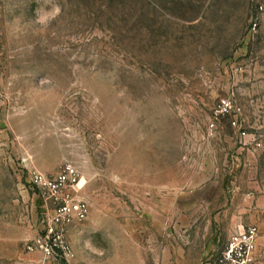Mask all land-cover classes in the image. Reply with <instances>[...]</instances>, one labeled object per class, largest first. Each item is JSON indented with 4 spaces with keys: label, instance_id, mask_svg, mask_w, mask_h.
<instances>
[{
    "label": "rangeland",
    "instance_id": "1",
    "mask_svg": "<svg viewBox=\"0 0 264 264\" xmlns=\"http://www.w3.org/2000/svg\"><path fill=\"white\" fill-rule=\"evenodd\" d=\"M65 164L89 216L46 260L30 176ZM177 220L211 258L256 226L264 264V0H0V264H115L127 226Z\"/></svg>",
    "mask_w": 264,
    "mask_h": 264
},
{
    "label": "built area",
    "instance_id": "2",
    "mask_svg": "<svg viewBox=\"0 0 264 264\" xmlns=\"http://www.w3.org/2000/svg\"><path fill=\"white\" fill-rule=\"evenodd\" d=\"M222 110L231 109L229 102H222ZM31 182L52 210L44 219L43 235L27 245V251L39 252L43 258H73V252L66 241L68 229L87 220L89 206L78 196L80 176L75 167L65 164L54 176L31 172ZM259 231L256 226L243 227L228 239L224 249L205 264H263L256 257Z\"/></svg>",
    "mask_w": 264,
    "mask_h": 264
},
{
    "label": "crops",
    "instance_id": "3",
    "mask_svg": "<svg viewBox=\"0 0 264 264\" xmlns=\"http://www.w3.org/2000/svg\"><path fill=\"white\" fill-rule=\"evenodd\" d=\"M178 206L181 207L178 204L177 208ZM119 225L116 222L115 228ZM158 225L157 221L150 222L148 226L141 222H134L131 233L130 227L127 226L129 235L126 244L119 243L121 240L118 238L116 244L114 243L116 254L121 256L115 264H189L188 262L191 261H193V264H199L198 262L202 261L203 258L208 260L212 257L210 254L213 253V245L211 242L208 245L207 239L202 241L199 232H195L192 242L187 243L188 247L182 246L180 220L174 222L173 233L167 236L165 228L161 230ZM193 225L196 230L202 227L197 222H194ZM74 226L68 229L67 235L73 233ZM206 229H208V226H206Z\"/></svg>",
    "mask_w": 264,
    "mask_h": 264
},
{
    "label": "clouds",
    "instance_id": "4",
    "mask_svg": "<svg viewBox=\"0 0 264 264\" xmlns=\"http://www.w3.org/2000/svg\"><path fill=\"white\" fill-rule=\"evenodd\" d=\"M61 14L60 5H53L50 10H38L37 20L40 24L47 25Z\"/></svg>",
    "mask_w": 264,
    "mask_h": 264
}]
</instances>
